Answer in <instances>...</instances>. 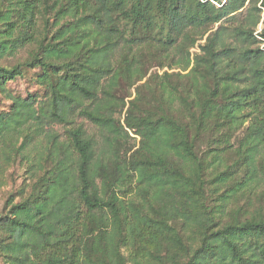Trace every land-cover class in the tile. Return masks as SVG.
Instances as JSON below:
<instances>
[{"label":"trees","instance_id":"trees-1","mask_svg":"<svg viewBox=\"0 0 264 264\" xmlns=\"http://www.w3.org/2000/svg\"><path fill=\"white\" fill-rule=\"evenodd\" d=\"M25 48L0 264H264V0H0Z\"/></svg>","mask_w":264,"mask_h":264},{"label":"rangeland","instance_id":"rangeland-1","mask_svg":"<svg viewBox=\"0 0 264 264\" xmlns=\"http://www.w3.org/2000/svg\"><path fill=\"white\" fill-rule=\"evenodd\" d=\"M216 29V25L212 27V31ZM197 51V48L192 49V52ZM28 52V49H22L15 58H9L0 61V63H7L12 60H16L20 57H25ZM16 91L23 92L25 89V85L21 80L12 84ZM132 98V97H131ZM84 125L88 127L89 131H92V128L88 125L87 122H84ZM24 165L23 162L16 158L12 162H10L7 166H5L0 172V210L3 206L4 200L8 197V194H16L18 192V188L20 185L24 183ZM17 200V197L15 198Z\"/></svg>","mask_w":264,"mask_h":264}]
</instances>
